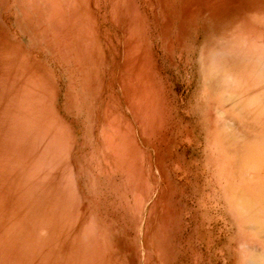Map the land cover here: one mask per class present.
Wrapping results in <instances>:
<instances>
[{
  "label": "rangeland",
  "instance_id": "374dc122",
  "mask_svg": "<svg viewBox=\"0 0 264 264\" xmlns=\"http://www.w3.org/2000/svg\"><path fill=\"white\" fill-rule=\"evenodd\" d=\"M0 264H264V0H0Z\"/></svg>",
  "mask_w": 264,
  "mask_h": 264
}]
</instances>
